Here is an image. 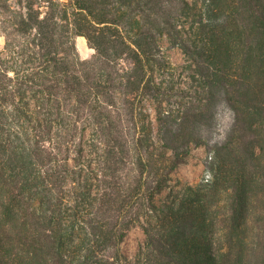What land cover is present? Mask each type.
<instances>
[{"label":"trees","instance_id":"16d2710c","mask_svg":"<svg viewBox=\"0 0 264 264\" xmlns=\"http://www.w3.org/2000/svg\"><path fill=\"white\" fill-rule=\"evenodd\" d=\"M0 36V264H264V0H0Z\"/></svg>","mask_w":264,"mask_h":264},{"label":"rangeland","instance_id":"374dc122","mask_svg":"<svg viewBox=\"0 0 264 264\" xmlns=\"http://www.w3.org/2000/svg\"><path fill=\"white\" fill-rule=\"evenodd\" d=\"M75 45L78 55L82 59L89 58L93 50L88 47L83 37L75 38ZM3 46V37L0 36V49ZM169 62L180 71V66L183 63L184 56L177 48L167 49L165 51ZM231 121V114L228 110H222L218 116L217 128L214 137H220L225 132ZM208 154L204 146H198L191 151V154L185 164L179 166L172 173V184L175 189L179 188L182 184L195 185L200 182H205L211 179V172L207 168ZM166 192H164L165 194ZM163 194V195H164ZM162 195V196H163ZM144 233L142 229L135 225L131 227L121 244V250L127 257H132L135 252L144 244Z\"/></svg>","mask_w":264,"mask_h":264}]
</instances>
